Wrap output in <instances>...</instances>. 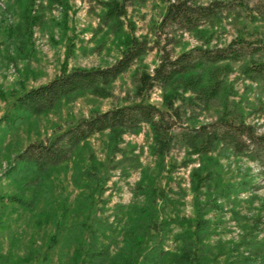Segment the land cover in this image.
Segmentation results:
<instances>
[{
    "label": "rangeland",
    "instance_id": "374dc122",
    "mask_svg": "<svg viewBox=\"0 0 264 264\" xmlns=\"http://www.w3.org/2000/svg\"><path fill=\"white\" fill-rule=\"evenodd\" d=\"M112 1L123 2L0 0V121L8 116L0 122V195L23 201L0 202V264H87L76 255L79 247L89 254L105 251L109 260L115 254L123 258L127 217L144 209L153 219L166 220L164 252H175L193 238L195 222L202 221L206 264H258L257 253L264 251L262 168L224 147L193 156L180 135L219 119L243 121L264 133V0H192L231 5L191 33L159 29L164 0H125L121 29L102 25L103 3ZM240 35L248 42L242 58L211 66L220 81L213 98L188 101L193 94L179 90L168 109V90L155 86L142 100L173 115L176 123L163 159L153 154L151 131L142 125L135 133L95 134L68 161L45 172L16 162L28 145L49 143L81 119L140 102L138 79L153 75L161 55L225 47ZM131 36L146 40L149 50L104 88L105 96L73 94L39 116L12 110L17 97L48 83L63 67L111 66ZM234 49L242 52L237 45ZM154 233L145 237V250L154 245Z\"/></svg>",
    "mask_w": 264,
    "mask_h": 264
},
{
    "label": "trees",
    "instance_id": "16d2710c",
    "mask_svg": "<svg viewBox=\"0 0 264 264\" xmlns=\"http://www.w3.org/2000/svg\"><path fill=\"white\" fill-rule=\"evenodd\" d=\"M105 2V13L102 25L113 29H121L119 19L124 16L125 0ZM136 4H143L147 0H134ZM166 11L159 29L166 27L176 28L187 32H196L199 26L216 17L220 12L229 10V3L213 1L207 6L197 5L192 0H164ZM121 24V23H120ZM124 44L120 58L106 68H72L63 67L58 76L48 83L31 88L17 97L11 108L17 113L28 116H39L51 111L60 100L77 93L93 92L99 97L105 96L104 88L124 74L133 62L144 56L149 50V43L144 39L128 37ZM247 39L244 35L238 36L227 46L210 49L196 47L188 52L172 58L168 53L161 55L159 65L154 69L153 75L143 74L138 79L136 96L140 102L127 106L114 108L103 113H96L88 118L81 119L56 136L49 143H33L28 145L16 157V162L24 168L32 167L37 172L48 169L68 161L79 146L95 134L109 132H137L142 125L149 127L153 140V154L163 159L172 148L173 138L170 135L175 121L167 111L142 100L148 93L158 86L167 89L165 97L166 106L172 109V100L177 97L179 90L193 94L191 100H206L217 94L219 87V72L211 66L228 61H239L246 51ZM234 45L241 51L234 49ZM260 67L261 65H255ZM262 67V66H261ZM261 73V71H259ZM209 77L208 85L204 78ZM178 117L176 110H173ZM5 116L0 122L6 121ZM181 141L193 156H204L214 152L218 147L232 149L236 155H246L252 162L261 168L264 175V133L258 134L255 129L240 121L219 119L212 124L202 125L198 128L186 129L182 132ZM196 174V173H195ZM197 175L193 178L197 179ZM154 190V189H153ZM144 192V191H143ZM161 194L162 191H161ZM23 204L18 197H4L0 195V202ZM154 201H151L153 204ZM28 206V204L24 203ZM151 208V207H149ZM166 220L157 221L149 216L145 209L140 216L127 217L124 226L125 238L115 257L109 260L105 251L92 252L79 247L76 249L77 257L87 259V264H206L210 260L202 250V236L204 228L202 221H196L197 228L194 237L188 236L183 245L175 252L167 253L161 246ZM150 230H154V245L149 250L144 249L145 237ZM258 264H264V251L258 252L255 258ZM206 262V263H205Z\"/></svg>",
    "mask_w": 264,
    "mask_h": 264
}]
</instances>
